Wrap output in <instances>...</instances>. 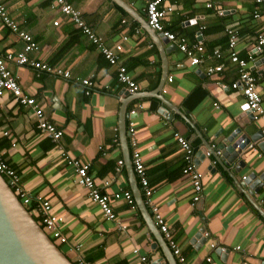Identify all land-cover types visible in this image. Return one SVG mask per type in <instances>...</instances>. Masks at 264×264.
<instances>
[{"label":"crops","instance_id":"crops-1","mask_svg":"<svg viewBox=\"0 0 264 264\" xmlns=\"http://www.w3.org/2000/svg\"><path fill=\"white\" fill-rule=\"evenodd\" d=\"M69 3L103 45L122 46L116 66L105 61L51 0H0L11 19L38 45L29 59L70 73L67 79L45 73L37 76L32 67L8 65L19 77L22 90L35 98L44 118L63 131L54 144L37 129L31 109L17 105L10 94L0 98V150L31 199L28 208H37L38 197L50 202L53 214L62 218L60 232L67 239L61 250L72 263L141 264L133 253L138 248L152 264H168L165 240L155 229L128 160L133 151L129 136L132 122L152 201L185 264H202L207 257L210 264H264V142L259 140L264 116L258 121L246 116L237 120L246 101L238 89L231 88L238 72L228 60L225 34L227 28L238 33L235 50L245 58L256 36L264 32L263 10L255 0H164V7H172L162 19L164 30L184 39L189 47L198 40L203 42L204 58L193 67L185 54L173 49L176 44H165L161 41L165 38L148 27L146 0ZM255 12L258 18L253 17ZM56 21L57 26L53 24ZM23 46L0 20V56L20 52ZM214 48L219 49L220 59L213 56ZM221 64V73L207 75L208 68ZM119 66H124L138 85L135 94L117 81ZM248 70L257 79L264 107V52L253 55ZM87 78L96 86L88 96L80 83ZM133 110L136 112L131 115ZM123 123L125 129L121 130ZM238 130L239 136L256 141L242 155L243 166L229 164L212 153V146L217 148ZM175 134L188 139L203 174L201 197L194 206L190 184L181 173L183 153ZM61 151L90 165L89 174L101 193L129 192L132 205L123 198L111 200L115 220L105 219L89 200L88 189L77 184L75 169L61 161ZM205 151L211 152L210 157H205ZM119 161L123 165L116 172ZM105 180L107 187L102 186ZM137 189L151 220L138 205ZM75 245H80L78 251L73 249Z\"/></svg>","mask_w":264,"mask_h":264},{"label":"built area","instance_id":"built-area-1","mask_svg":"<svg viewBox=\"0 0 264 264\" xmlns=\"http://www.w3.org/2000/svg\"><path fill=\"white\" fill-rule=\"evenodd\" d=\"M56 3L62 14L70 18L76 28L88 38V40L97 47L99 53L102 57L111 65L116 66L118 63V56L122 52L123 48L120 44L114 45V47H106L100 41L99 38L94 34V32L85 24L81 18V14L76 10L70 3L69 0H51ZM128 1V0H124ZM164 0H146L145 5V16L146 23L148 27L156 33H159L168 42L176 44V47L180 52L185 54L190 61V65L196 67L202 63L204 58V45L201 40H198L192 47H189L184 39H178V37L169 31H165L162 25V19L172 11V7H164ZM258 6L263 10L264 15V0H255ZM222 15V13H219ZM260 15L255 12L253 17L258 18ZM0 20L4 26H6L11 32L17 35V37L23 41L24 46L20 52H7L4 56H0V98L5 94H10L12 100L22 108L31 109L34 117L37 120V129L42 135L49 138L54 144L63 136V131L55 127L52 123L48 122L44 116L42 109L37 105L36 100L33 96L26 94L20 84L19 77L13 73L8 65L13 64L17 67H32L38 73L51 74L58 77L70 78V73L59 67L50 66L41 62L31 61L28 57L32 52H37L38 45L34 42L32 36L27 32L21 30L18 24L11 19L7 12L5 6L0 4ZM124 22V21H123ZM55 26L58 22L53 23ZM225 34L228 38L227 47L229 50L228 60L231 64H234L237 68L238 78L235 82L231 84L232 89H238L246 101V106L251 113L253 121H258L264 116V107L262 106V100L257 87V79L251 75L248 70L249 62L253 61V55L255 53L264 52V32L259 33L256 36L255 43L250 50L246 52L245 58H240L235 48L238 42V33L232 28H227ZM199 37V36H198ZM127 37H123V41H126ZM213 56L217 59L221 58V53L218 48L213 49ZM224 66L218 65L215 67H210L206 70L207 75L211 76L213 74L221 73ZM117 81L124 85L125 89L130 94H135L138 91V85L133 81V78L128 74L124 66H119L116 73ZM171 78H168V82H171ZM80 83L85 87V94L90 95V91L95 88L93 81L90 78L80 80ZM222 88H227L225 84H221ZM215 108H219L217 104H214ZM136 111H131L130 114H135ZM261 138L264 142V128L260 132ZM4 136L8 133L4 132ZM129 136L131 141V146L133 148L131 155V164L133 167V172L141 185L143 196L145 197V204L149 207V211L152 215L154 224L157 226L159 232L163 235L172 255L175 257L179 264H185V258L183 257L178 245L173 240L159 208L152 201V190L149 188L148 180L146 178L145 167L143 164L142 157L137 150V142L135 140V133L133 129L132 122L129 123ZM175 140L183 153L184 166L182 168V175L185 176L190 184L192 190V205L194 206L200 199L202 193V179L203 174L199 171L196 160L195 151L188 139L175 134ZM245 139L241 140L240 143L244 144ZM256 141H250L246 149H250L255 145ZM212 153L216 150L215 146H212ZM219 155V152H216ZM205 157H210L211 152L205 151ZM61 161L66 164V166L75 169L77 174V184L81 187L88 189L89 200L96 204L105 219L109 221L115 220V215L112 211L110 202L111 200H119L121 198L125 199L126 202L132 205V197L129 192H116L111 194H103L99 191L93 177L89 174V164H82L77 159L72 158L66 152L61 151ZM123 165L122 161L118 162V167L116 172H119L120 167ZM0 175L7 182L8 186L11 188L16 197L21 201V203L28 208L30 206L31 199L26 192V190L19 183V176L15 169H13L3 158V154L0 150ZM245 178V177H244ZM108 181L102 182L103 187H107ZM38 205L36 209H32V216L39 219L40 225L48 232L50 238L59 241L64 244L67 239L62 236L60 232V226L62 218L59 215L53 214L50 202L46 200H41L40 197L36 199ZM261 205L264 209V200L261 201ZM261 234L264 238V221L261 224ZM211 248L215 245L211 244ZM75 251L80 249V245L73 246ZM236 250H240L237 247ZM133 253L138 256L139 262L141 264H152V261L146 255H140L138 248L133 249ZM212 262L210 257L205 258L204 263L210 264ZM82 260H79V264ZM241 264H247L243 261Z\"/></svg>","mask_w":264,"mask_h":264},{"label":"water","instance_id":"water-1","mask_svg":"<svg viewBox=\"0 0 264 264\" xmlns=\"http://www.w3.org/2000/svg\"><path fill=\"white\" fill-rule=\"evenodd\" d=\"M161 41L165 44L168 43L165 39ZM172 47L174 49L176 46L172 45ZM168 50L169 49L166 48L165 53H167ZM161 89L162 86H160L159 91H161ZM243 110L244 113L241 114L237 120L240 118L243 119L246 116L249 121H252L251 113L247 106H245ZM124 126V123L121 124V130L125 129ZM239 133L238 130V132H233L230 136L223 139L213 153L219 152L220 158L226 160L229 164L235 163L240 165L242 163L241 165L243 166L242 155L249 150L246 149V146L250 141H254V139L247 138L246 136H239ZM126 135L125 132L123 140L127 144ZM243 139H245L244 144L240 143ZM128 160L131 164L129 156ZM131 169L133 171V167ZM137 195V202L142 213L144 212L145 217L147 216L148 219L151 220L139 189H137ZM155 229L158 230L156 226ZM157 242L159 243L158 239ZM163 243L167 249V252L164 254L167 263L177 264L176 259L172 255L169 247L165 244V241H163ZM0 264H73L16 197L1 175Z\"/></svg>","mask_w":264,"mask_h":264},{"label":"trees","instance_id":"trees-1","mask_svg":"<svg viewBox=\"0 0 264 264\" xmlns=\"http://www.w3.org/2000/svg\"><path fill=\"white\" fill-rule=\"evenodd\" d=\"M102 56V55H101ZM106 61V60H105ZM107 62V61H106ZM108 63V62H107ZM109 64V63H108ZM27 210L29 211V213H31L32 214V209H30V208H27ZM34 219L38 222V224L40 225V223H39V221L34 217ZM41 227H42V225H40ZM43 228V227H42ZM43 230L46 232V230L43 228ZM47 234H48V232H46ZM52 239V238H51ZM53 241H54V243L61 249V244L62 243H60L59 241H57V240H54V239H52ZM59 243V244H58ZM73 264H75V263H73Z\"/></svg>","mask_w":264,"mask_h":264},{"label":"clouds","instance_id":"clouds-1","mask_svg":"<svg viewBox=\"0 0 264 264\" xmlns=\"http://www.w3.org/2000/svg\"><path fill=\"white\" fill-rule=\"evenodd\" d=\"M33 218H34V216H33Z\"/></svg>","mask_w":264,"mask_h":264},{"label":"rangeland","instance_id":"rangeland-1","mask_svg":"<svg viewBox=\"0 0 264 264\" xmlns=\"http://www.w3.org/2000/svg\"><path fill=\"white\" fill-rule=\"evenodd\" d=\"M59 244V243H58Z\"/></svg>","mask_w":264,"mask_h":264}]
</instances>
